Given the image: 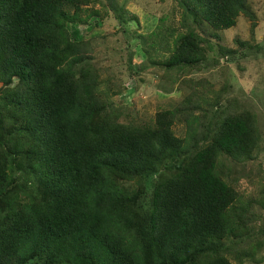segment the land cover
I'll list each match as a JSON object with an SVG mask.
<instances>
[{
  "label": "trees",
  "instance_id": "1",
  "mask_svg": "<svg viewBox=\"0 0 264 264\" xmlns=\"http://www.w3.org/2000/svg\"><path fill=\"white\" fill-rule=\"evenodd\" d=\"M96 3L0 0V264H260L264 177L247 193L224 164L256 160V109L211 95L205 81L146 119L116 105L102 90L95 39L69 30L102 23ZM179 3L212 38L242 14L256 38L249 0ZM114 11L120 25L139 23ZM162 32L137 35L150 41L148 62L167 52L152 63L178 78L207 61L212 47L196 30L173 48Z\"/></svg>",
  "mask_w": 264,
  "mask_h": 264
},
{
  "label": "rangeland",
  "instance_id": "2",
  "mask_svg": "<svg viewBox=\"0 0 264 264\" xmlns=\"http://www.w3.org/2000/svg\"><path fill=\"white\" fill-rule=\"evenodd\" d=\"M180 1L96 0L95 9H99L104 15L108 14L102 18V23L95 25L94 21L89 26L69 25V30L73 38L95 39L94 64L101 71L102 90L110 95L116 105L124 104L135 109L143 119L153 116L158 102L163 103V109L167 107V103L181 101L198 87L196 83L199 81H205V87L211 89V95L222 93L223 97H235L251 104L258 113V125L262 134L257 158L253 162L226 161L224 164L234 168L233 177L241 189L252 193L264 177V0H249L255 14L254 22L257 23L255 39L252 38L251 21L243 14L238 18L235 27L220 31L217 33L218 38H212V29L207 25L202 28L195 26L194 17L185 15ZM114 8L126 9L128 16L137 17L139 23L120 25ZM185 16L187 20H184ZM189 28L209 39L212 47L207 61L199 70L180 74L178 78L175 72L166 73L164 67L152 62L163 61L169 56L167 52L151 51V58L147 61L143 50L149 51L150 41L147 40V44L142 45L137 35H144L149 39L150 35L162 32L159 29H163L162 33L173 48L174 39L185 34ZM237 40L247 45L250 43L253 47L250 49L246 45L242 48ZM221 49L237 50V53L223 55ZM128 65L136 72L134 77L129 75ZM140 78L144 82H140ZM121 85L126 86L122 94L111 96V91ZM136 87L140 89V93ZM175 131L178 136L183 137L184 125H176ZM250 179L251 182L246 183ZM258 258H262L260 264H264V251L259 253Z\"/></svg>",
  "mask_w": 264,
  "mask_h": 264
}]
</instances>
